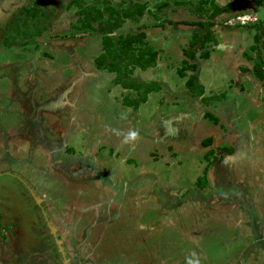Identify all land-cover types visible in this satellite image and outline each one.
I'll use <instances>...</instances> for the list:
<instances>
[{"label":"rangeland","instance_id":"374dc122","mask_svg":"<svg viewBox=\"0 0 264 264\" xmlns=\"http://www.w3.org/2000/svg\"><path fill=\"white\" fill-rule=\"evenodd\" d=\"M90 5H146L111 35L145 33L155 65L97 68ZM19 14L30 36L5 46ZM0 264H264V0H0Z\"/></svg>","mask_w":264,"mask_h":264},{"label":"trees","instance_id":"16d2710c","mask_svg":"<svg viewBox=\"0 0 264 264\" xmlns=\"http://www.w3.org/2000/svg\"><path fill=\"white\" fill-rule=\"evenodd\" d=\"M208 4V1H205ZM80 4V3H79ZM214 4V2H213ZM217 6V5H216ZM25 8V12H27L29 9V11L32 12H39L36 11L37 8L34 6ZM32 8V9H31ZM34 8H36V10H34ZM96 11L94 14L91 11ZM106 13L108 15V19L106 22L103 23V16H102V12L100 13L99 10L96 9L95 6L90 5V8L85 6V8H83L81 11L85 14V21H86V28L98 31L97 28L94 26L93 23L98 22V24L100 25L99 30L102 31L103 35V39H102V49L103 52L101 55H99L97 58H95L94 62H95V66L99 69H105L108 70V72H116V73H120L121 71L124 70V66H122L123 64V58L126 57V55L128 54H132L134 56V61L133 63L135 65H138L142 70H145L146 68L150 67V66H154L155 65V60L157 57V53L156 51L148 46L145 43V33H141L137 36H120L118 37L117 41L114 39L115 37L112 36L111 34L113 33V31H115L116 29L120 28L123 20H127V19H131L134 17H142L144 15L145 10H147V6L146 5H139L137 6V10L135 11H118L112 7L106 8ZM219 8L218 6L215 7L214 12L218 13ZM41 15H43V13H40ZM20 14L15 16L14 18V23H12L10 25V29L13 30V33L15 34H7L5 37V41H4V45L7 46L10 43H14V44H18L20 43L25 44V40L30 36V30L28 29V26H26L25 28H21L20 26H22V24L24 23V20L22 18H20ZM114 17V19H113ZM22 19V20H21ZM79 20V19H78ZM83 20V19H82ZM37 25V22H35ZM194 23H198V22H194ZM21 24V25H20ZM203 24L206 25V23L204 22ZM37 27V26H36ZM38 29V28H36ZM196 32V31H195ZM194 32V33H195ZM194 41L191 43H195L197 38H198V32H196V34H194ZM20 40V41H18ZM214 37L211 34V32H206V34L204 35V38L202 39V43H201V47L207 46L209 44H211L212 42H214ZM216 43V42H215ZM118 44V46H117ZM143 46V48L141 47ZM189 55H193L192 53H189ZM203 55H208L207 52H204ZM262 71L261 70H257L256 71V76H258L260 79H263L261 77L262 76ZM183 74V73H182ZM188 83L192 86V87H197L199 88L198 84L195 85L196 82V77H191L188 81ZM116 84H120L123 85L124 88H128V86H131V84L129 83H121L120 81L117 82ZM155 84H153L151 87L148 86L144 88V95L142 94V97L139 98V100L133 101L130 100L131 102H128V104H133L135 105H139L142 101H145V95L147 92H149L150 90H152L153 88H155ZM201 86V85H200ZM134 89L139 91L138 88H140L138 85H133ZM194 90V89H192ZM200 92L197 94H195V96H201L202 97V101L206 102L210 97L206 98L203 96V87L201 86V89H199ZM210 138L204 140L203 142L205 143V145L207 143L210 142Z\"/></svg>","mask_w":264,"mask_h":264},{"label":"flooded vegetation","instance_id":"af4514ba","mask_svg":"<svg viewBox=\"0 0 264 264\" xmlns=\"http://www.w3.org/2000/svg\"><path fill=\"white\" fill-rule=\"evenodd\" d=\"M5 90H6V92H7V89L5 88ZM8 93V92H7ZM51 101V100H50ZM49 102V101H48ZM36 121V123H38L37 122V117L36 118H34L33 119V122H35ZM23 122H24V120H20L19 121V123H20V125H24L23 124ZM40 125H41V122L39 123ZM43 125H44V127H45V130L43 131V127H41L39 130H37V134L39 135V137H36V139L34 140V141H31L30 140V137L28 136V134L26 133V132H24V136L26 137V139L28 140V142L29 143H27V140H26V142H24L23 143V145H26L27 146V144H29V150L30 151H33V149H34V147H35V145L36 144H39L38 146H40V145H42V143H41V140L43 139V138H45L46 137V134H49L50 132H51V129H49L45 124H44V122L42 123ZM42 138V139H41ZM9 139H11V141H12V143H14V142H18L17 144L18 145H21V143H20V141H16V140H14L13 138H10V137H8L7 138V140H6V142L9 140ZM5 145H7L6 143H5ZM16 145V144H15ZM3 146H4V144H3ZM58 146V147H57ZM54 149H53V153L57 156V159L51 164V165H55V164H58V163H65V161H66V155L65 154H63V152H62V149H63V147H61L60 146V143H59V145H57ZM120 146V145H119ZM28 147V146H27ZM41 147V146H40ZM31 148V149H30ZM37 149V148H36ZM35 149V150H36ZM55 150V151H54ZM41 151H47V150H43V149H41ZM41 151H37L36 153H41ZM58 152L60 153V155L58 156L57 154H58ZM101 155V153H99V156ZM29 162L30 163H33V164H35V162H34V160H33V154H31V152H29ZM102 156H103V154H102ZM26 160H28V159H26ZM100 161H102L101 159L98 161V160H96V161H94L93 162V166L90 168V169H95V168H97V169H99V168H101L100 166L102 165V162H100ZM45 162V161H44ZM43 162V163H44ZM122 162V161H121ZM121 162H117L116 164H114V167H113V171H121L123 168H127L126 166H124ZM83 164H85L84 162L82 163L81 162V167H83L84 165ZM87 166V165H86ZM216 166V165H215ZM85 167V166H84ZM89 168V167H88ZM96 173V172H95ZM95 173H93V175H95ZM111 174L110 173H108V175H106V171H103L102 170V172L101 171H98L97 172V175L94 177V178H96V179H102V182L103 181H105L106 180V178H107V176H110ZM88 176V175H87ZM121 179H119L118 181L117 180H113L112 178L110 179V181H112V183L113 184H117V182H119ZM125 182V184H126V181L125 180H123V182L122 183H124ZM131 182V181H130ZM133 182V181H132ZM121 183V182H120ZM239 194H240V196L239 197H241L242 196V194H241V192L239 191ZM37 199V198H36ZM244 200V203H248L247 202V200H245V199H243ZM38 201H39V199H38ZM41 202V201H40ZM246 205V204H245ZM50 222H52V220L50 221ZM53 223V222H52ZM52 230H54V229H56L55 227H54V225H53V228H51ZM57 230V229H56Z\"/></svg>","mask_w":264,"mask_h":264},{"label":"crops","instance_id":"0c3cea01","mask_svg":"<svg viewBox=\"0 0 264 264\" xmlns=\"http://www.w3.org/2000/svg\"><path fill=\"white\" fill-rule=\"evenodd\" d=\"M209 3H210V2H209ZM176 120H177V118H176ZM169 124H170V123H169ZM169 124H167L165 128H170L171 130L174 129V127H173V126H170ZM172 133H173V132H172ZM206 139H208V138H206ZM206 139H204V140H206ZM39 148H40V146H38V151H41V148H40V149H39Z\"/></svg>","mask_w":264,"mask_h":264},{"label":"clouds","instance_id":"9594fccd","mask_svg":"<svg viewBox=\"0 0 264 264\" xmlns=\"http://www.w3.org/2000/svg\"><path fill=\"white\" fill-rule=\"evenodd\" d=\"M204 96V95H203ZM201 97V96H200ZM208 98V97H207ZM195 99H196V97H195ZM201 100H202V97H201ZM203 102V101H202ZM204 116H206L207 117V115L205 114ZM131 135H135V133H132Z\"/></svg>","mask_w":264,"mask_h":264},{"label":"bare ground","instance_id":"6f19581e","mask_svg":"<svg viewBox=\"0 0 264 264\" xmlns=\"http://www.w3.org/2000/svg\"><path fill=\"white\" fill-rule=\"evenodd\" d=\"M215 3V2H214Z\"/></svg>","mask_w":264,"mask_h":264}]
</instances>
